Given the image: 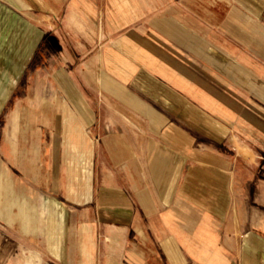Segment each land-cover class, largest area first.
I'll use <instances>...</instances> for the list:
<instances>
[{"label":"crops","instance_id":"crops-1","mask_svg":"<svg viewBox=\"0 0 264 264\" xmlns=\"http://www.w3.org/2000/svg\"><path fill=\"white\" fill-rule=\"evenodd\" d=\"M0 264H264V0H0Z\"/></svg>","mask_w":264,"mask_h":264},{"label":"rangeland","instance_id":"rangeland-1","mask_svg":"<svg viewBox=\"0 0 264 264\" xmlns=\"http://www.w3.org/2000/svg\"><path fill=\"white\" fill-rule=\"evenodd\" d=\"M43 93H46L45 91Z\"/></svg>","mask_w":264,"mask_h":264}]
</instances>
